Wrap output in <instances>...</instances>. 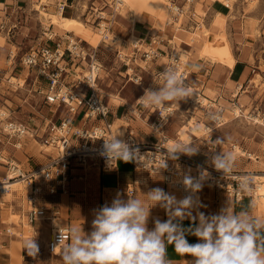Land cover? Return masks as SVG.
<instances>
[{
    "label": "crops",
    "instance_id": "0c3cea01",
    "mask_svg": "<svg viewBox=\"0 0 264 264\" xmlns=\"http://www.w3.org/2000/svg\"><path fill=\"white\" fill-rule=\"evenodd\" d=\"M7 1H15L18 3L24 0ZM78 1L67 0L68 7L65 8L67 14H69L66 15L67 22L63 26L58 25L65 31L74 32L75 35L80 36L87 41H92V39L97 37V35L95 36L97 30L83 24L79 19L82 17L86 20L90 19L92 22L97 23L98 18L95 17V14H92L94 13V9L90 11V16H85V9L82 7V4L80 5L81 1ZM102 1L105 3L102 5L101 9L93 5L91 8L110 10L111 7H113L109 5L106 0H92V3L95 5L98 2L102 3ZM175 2L181 5L185 4L187 6L186 9H188L187 11L184 10L179 21L180 24L176 22L170 24L172 22V11H175V9L170 7L168 3L165 4L162 10L163 17H168L165 25L161 22V16L158 14L159 12L150 5H147V8L144 9L146 14L137 21L133 20L130 13H120L119 20L117 18V12L111 13V15L108 16V19H111L112 31L114 32L113 27L116 25L114 23H118L122 28L121 34L124 33V30H128V37L131 33L139 36L141 39V45L144 47L151 43L153 39H157L160 41L159 46L161 49L164 52H168L171 47L179 50L180 44H177L176 47L175 43L172 42V39H175L176 35L186 37L192 32H197L199 31L200 24L203 22L205 27L209 28L207 43L203 50L205 54L204 56L199 54L198 49L186 40H183L181 43V45L189 52L188 54L185 50H180L188 61V68L190 70L189 82L200 88L208 100L216 99L217 104L223 105L227 110L231 105V99L233 98V92L236 85L238 83H244L243 91L240 93L239 97L240 102L245 105L246 110H255L256 108L261 107L264 103V68H262L264 65V55L260 50V41H264V17H261V11L256 10V8L246 11L245 6L242 8L237 5L234 8H231L220 0H192V2H186V0H173V6L176 8L178 5ZM199 4H201L203 13L198 11ZM251 13L255 16L258 15L257 19L260 21L256 25L260 30V34L257 35L254 40L249 38L252 26L249 24L247 18H256L253 15L250 16ZM218 14L228 15L226 25L227 33L230 38L228 39L229 47H227L228 43L225 41L226 39L224 37L225 22L223 23L224 27L221 29H218L213 25L215 24L214 20ZM75 23H80L85 28L83 30L74 31L72 30V27ZM156 24L161 27L157 28ZM211 39L215 43L214 45H212ZM161 40L163 41L161 42ZM249 43L253 44L254 47ZM156 63L155 71L157 72L168 62H166L165 59H162L158 60ZM254 66L259 68V72L256 74L251 72ZM253 81H255L256 84H254ZM105 96L106 95H104V97ZM106 103L112 109V114H110L109 118L113 121L115 135L122 133V136H119L118 139H123L131 130L134 131L136 140L139 142L156 143L160 141L161 136L163 135L166 136L167 140L168 137H173L175 139L178 138V128L180 127V124H178L179 126L176 124L170 126L169 123L174 121L171 120V117L166 121L162 120L160 126H154L153 128V123H156L158 118L154 115L157 108H145L140 105L139 100L137 103H131L126 98L125 101L117 102L111 96L109 103L107 101ZM132 104H135L137 109H135ZM192 107H188L189 111L187 117L195 115L198 120L205 118L204 115H200L199 112H197L196 109H192ZM196 108L198 109V106ZM204 109H202V111H208L209 113L217 110V108L207 107ZM2 110L7 111L6 109ZM57 112L58 110L50 116L43 115L39 124L42 126L46 120H60L66 113V108L62 107L60 113L57 114ZM206 121L203 123L205 124ZM93 122L95 123L97 121L94 120ZM116 125H119L122 130H116ZM163 127H166L165 130H163ZM261 129L262 131H260V133L256 132L249 136L248 140L241 141L243 148L251 152L253 158L250 159L237 154L234 162L236 168L240 170L264 169V126ZM163 131H166L167 134ZM208 138L209 134L202 138L193 139V141L192 139L181 140L176 144H187L189 142L199 144V150L197 154L193 155V157L197 160L198 156L203 157L206 160L205 163L210 164L211 159L207 156V153L210 151H208L205 144H200L198 141L200 140L201 142L206 143ZM28 140L31 141L28 143V147H22L19 149L14 146L12 141L8 143H0V151L6 157L12 156L18 159L25 166L28 160L25 161L24 159H29L31 163H29L28 168L38 167L46 163L49 158L54 155L52 153H48V155L47 151L44 150L45 146L36 139L34 140L40 145L39 147L36 146V143H32L31 139ZM219 145L224 146V144ZM29 149L30 152L27 151ZM32 164L34 165L33 167H31ZM180 166L185 171H188V168H192L183 164ZM0 171L3 172V174H0V177H3L6 174L4 163H0ZM141 177L142 174L140 175L139 172L135 170L133 161L127 163L117 161L113 165H108L102 160L91 158L86 165H73L69 171V190L67 192L58 194L45 192L37 195L36 206L38 213L35 221L32 222L35 230L31 233L27 232L24 223L25 220L28 221L27 215L28 209L30 208L27 200L25 203L27 193H25V196L23 195L24 185H17L12 191L14 193L13 195H2L0 193L1 197H3H0V199L3 200L2 204L0 203V209L13 208V210L16 213H19L22 217L20 221L9 225V228L12 231L15 229L13 233L8 234L6 232L8 227H6L5 232L0 230V264H25L23 258L25 242L32 238H34L35 242L38 244V253L41 256L37 261V264H63L61 252L53 254L46 250V244L53 229L52 220L47 219V215L50 214L51 210L54 207H59L61 212L57 217H63L62 224H69L71 227H79L82 225L83 230L88 233L91 231L95 210L103 206L105 203L110 204L117 193L121 194L122 197L126 199L128 197V188L130 184H134L137 187L134 196L142 200L146 199L143 193H146L151 188L160 187L166 192H169L166 190L165 183L161 177H159L160 179H154L151 184L149 183V179L147 183L139 182ZM135 180H137V184L134 183ZM49 195H57L59 198L50 200L47 198ZM200 196L202 197L200 202L204 207H201L199 211H203L205 214H215L227 204L237 212L247 210L253 217L264 220V202L257 197L253 198L247 196L241 202H234L223 192L208 183H203L200 190ZM52 218H55V216ZM154 218L166 220L167 216L163 209L159 207L153 208L151 210V217L148 224L149 228L153 227L152 220ZM183 223L185 226H188L190 221L185 220ZM188 240L190 243L197 242L196 237L194 236H188ZM168 258L172 260L174 264H188L192 259L191 257L177 254L171 245L168 246Z\"/></svg>",
    "mask_w": 264,
    "mask_h": 264
},
{
    "label": "built area",
    "instance_id": "2783aa9c",
    "mask_svg": "<svg viewBox=\"0 0 264 264\" xmlns=\"http://www.w3.org/2000/svg\"><path fill=\"white\" fill-rule=\"evenodd\" d=\"M186 2H192V0H186ZM177 5L184 12L186 5ZM66 6V1L61 2L59 9L64 11ZM92 9H94V14L98 18L97 27L102 33V42L109 45L107 39L112 30L111 19H108L105 11ZM180 13L173 15L174 23L179 19ZM170 24L173 23L171 22ZM45 35L48 39L54 40V43L52 45L47 43L40 44L31 48L22 57V62L25 67L35 73L36 82L45 83V90H42L45 101L55 105L57 110L60 107H65L66 113L60 120H46L40 128L32 131L28 124L18 121L11 113L5 115L2 113V109L0 110V143L12 141L14 146L19 149L23 138L28 136L31 130V137H34L39 142L41 141L43 144H51L57 152L46 163L38 167L27 168L18 159L12 156L6 157L0 151V163H4L6 167L4 178L7 180L21 179L28 187L27 202L30 208L28 209L27 219L31 223L35 221L38 213L36 206L37 195L45 192L50 194L67 192L69 190V171L73 165H86L91 158L102 160L109 165L108 161L100 154L104 144L103 138L111 139L116 136L113 130V121L109 118L110 114H112V109L106 103L105 97L100 91L99 80L103 70V63L99 60L97 49L82 45L80 39L73 38L71 35L55 39L57 34L50 29L45 32ZM159 42L157 39H153L145 47L143 45V47L133 45L131 51L127 53L118 48V58L126 64L131 61L137 62L138 59H141L145 64L138 63V66L143 70H147L152 68L158 60H162L165 55H168L170 59L166 65L174 66L194 92L196 86L189 82L190 70L188 61H183L174 47H171L168 52H164L159 46ZM164 67L156 72V77H159L158 73L163 72ZM79 68L82 70L80 71ZM131 68L132 71L128 70L130 75L135 71V67ZM251 72L256 74L259 72V68L254 66ZM135 75L137 77L136 82L142 83V74L134 73ZM253 83L256 84L255 81ZM243 88L244 83H238L234 89L230 105V112L233 114V118H250L248 116L257 115L264 119V111L260 107L246 112L245 105L239 99ZM201 93L205 96L202 91ZM188 100L191 104L193 103L192 97L188 98ZM198 105L200 107L217 108L215 112L209 114V120L205 123L209 130L208 139L211 140L206 145L208 151H210L207 153L210 159L212 155L221 151L231 153L234 157V162L237 154L250 159L253 158L248 150L244 148L237 150L238 145L235 143H232L229 149L224 150L223 145L220 146L212 140V132L230 121L226 115L228 111L226 107L217 104L216 99H209L207 104L204 105L200 102ZM159 114L163 116L162 109H159ZM94 120L97 122L94 123ZM158 123H160V120ZM122 140L131 147L139 149L140 160L133 161V164L140 175L144 174L148 178L161 177L167 191L171 189L177 190L183 197L189 195V192L185 190L182 184L184 176L190 175L194 178H199L200 172L207 169L210 175L205 178L203 183L212 185L234 202H241L247 196L255 198L257 192L264 188V169L240 170L233 165L232 172L224 176L221 172L216 171L211 166V163H202L193 156L184 154H179L177 159H166L167 166L163 168L164 156H167V148L163 144L166 141L164 135L156 143L139 142L136 140L134 131L131 130L125 139ZM182 164L188 165L194 170L185 171L180 166ZM244 177L248 178L247 190L239 187L241 178ZM134 183L137 184V180ZM0 189L7 191L10 188L8 184H4ZM136 191L137 187L134 184H130L128 195L134 196ZM199 195L200 191L196 196L198 197ZM60 212L59 207H54L50 214L47 215V219L52 220V217L59 216ZM60 228L62 234L67 238L69 235L68 230L71 226L62 224L56 229H52V234L46 244V250L50 253L61 252V247L67 242V240L62 241L61 245L54 250V246L58 244ZM7 233L11 234L13 231L8 227ZM23 258L25 264H37L41 256L39 253L35 257L29 256L25 249Z\"/></svg>",
    "mask_w": 264,
    "mask_h": 264
},
{
    "label": "clouds",
    "instance_id": "9594fccd",
    "mask_svg": "<svg viewBox=\"0 0 264 264\" xmlns=\"http://www.w3.org/2000/svg\"><path fill=\"white\" fill-rule=\"evenodd\" d=\"M158 76L163 84L157 89L146 88L138 100L145 108H166L170 103L179 104L191 98L193 91L174 66L165 65ZM162 120L167 117L161 116ZM122 133L104 139L101 155L110 165L117 161L125 163L140 160L139 149L118 139ZM215 143L223 144L218 138ZM199 144L189 142L176 144L167 149L166 159H177L179 154H197ZM211 166L224 176L232 172L234 157L220 152L212 155ZM208 176L206 170L199 178L184 176L182 184L189 192L182 199L163 188L155 187L143 193L146 199L135 196L125 199L117 193L111 203L95 210L91 231L86 233L82 225L71 227L66 238L60 228L58 244L61 247L63 264H174L168 258V246L181 256L192 259L188 264H264V220L253 217L247 210L235 211L223 206L215 214L199 211L204 205L196 194ZM239 187L248 189V178H241ZM159 207L165 211L166 220L154 218L149 228L151 210ZM189 220L188 226L184 221ZM188 236L196 237L190 243ZM29 256L35 257L38 244L32 238L25 242Z\"/></svg>",
    "mask_w": 264,
    "mask_h": 264
},
{
    "label": "rangeland",
    "instance_id": "374dc122",
    "mask_svg": "<svg viewBox=\"0 0 264 264\" xmlns=\"http://www.w3.org/2000/svg\"><path fill=\"white\" fill-rule=\"evenodd\" d=\"M65 1L67 2V0H24L17 3L15 1L8 2L7 0H0V110L6 109L9 113H11V115L15 119L28 124L32 131L35 130L36 128L41 127L39 122L43 118V115L44 116L52 115L57 110V107L45 101L44 93L42 92V90H45V83L44 82L41 83L40 81L36 82L35 73L32 70L30 71L27 67H25V65L22 62V57L25 55L26 52H28L29 50H31V48L37 45L46 44V43L52 45L54 43V40L48 39L45 35V32L49 29L52 30L53 33L56 34L58 33L55 36V39H59L60 37H66L67 35H71L76 39H80L82 45L87 47L91 46L97 49L99 60L103 63V70L101 71L99 86L101 88V92L104 95H106L105 98L108 103L110 101V96L113 99H115V101L117 102L125 101L126 98L131 103L134 102L137 103L138 99L144 95V90L146 88L157 89L159 85L163 84V80L160 79L159 77H156L155 68L157 63H155L152 66V68L143 70L138 66V63H141L143 65L145 64L141 59H138L137 62L131 61L129 64H126L125 62L121 61L118 58L117 55L118 48L121 49L124 53H127L131 51L132 46L135 45V43L137 42L136 39L132 37L133 35L132 33L128 37V32H129L128 30H124V33L121 34L122 28L121 25L118 23H114L116 25L113 27L114 32L117 33L118 36L114 37V39L108 37L107 43L109 45H106L105 42H102L103 40L102 33H100V29L97 27V23L92 22L90 19L86 20L80 17L79 20L83 24L88 25L91 28L97 30L95 32V36L97 35V37L92 39V41H87L82 37L75 35L74 32H69L61 29L58 23H54L50 28H48L47 26L50 25V21H46L44 19L43 15L40 14V10L43 9L47 12L56 14L61 10V9L59 10V4ZM79 1H81L80 5L82 4V7L85 9V16H90L89 14L92 9L91 6L92 5L94 6L92 0H79ZM220 1L226 5L227 2L226 0H220ZM106 2L109 3V5L113 6L111 7L110 10L103 9V11L104 10L106 11L105 13L107 14V17L110 16L111 13L117 12V16H118L117 18L119 20V16L123 13H121L120 9L116 6V0H108V1L106 0ZM229 2H231L230 3L231 8H234L236 5L238 7L241 6L242 8L245 6L246 11H250L256 8V10L261 11V17H264V0H231ZM104 3L105 2L103 1L102 3L98 2L97 4H95V7L101 9ZM165 4H167V1L164 0L139 1V5L141 6V8L144 7L143 9L147 8L146 7L147 5H150L151 7L156 9V11L159 12L158 13L159 16H161V22L162 24L164 23V25L167 23L168 20V17L167 16L163 17L162 14L163 12L162 10ZM172 4H173V0H172ZM67 7L68 6H66V8ZM186 8L187 6H185V10ZM174 9L175 11L172 12H176L177 8H175V6ZM198 11L203 13L201 4L198 5ZM64 14L69 15L67 14L66 10H64ZM223 15H224L223 17L225 18L224 37L226 39L225 41L228 43L227 47H229L228 39L230 38L227 33V25H226L228 15L225 14ZM251 15L253 14L251 13L250 16ZM253 16L256 18L253 17L247 18L246 16L249 24L252 26L251 34H249V38L252 40H254L257 37V35L260 34V30L256 27V25L260 22L257 19L258 15L256 16L253 15ZM216 18H219V14L216 16ZM214 21L215 24L213 25H215L216 28L221 29L224 27L223 25L222 26L217 25L216 20ZM63 25L65 24H62V26ZM156 27L160 28L161 26L156 24ZM206 30L208 37L209 28L206 27ZM199 31L201 30L199 29ZM140 40L141 39L139 38V44H141ZM211 43L212 45L215 44L213 41ZM250 45L254 47L253 44ZM260 45H261L260 50L264 55V41H260ZM180 50L181 51L185 50V48L181 44L179 45V51ZM164 59L166 62H169L168 56H165ZM131 67H135L134 73L142 74L143 76L142 83L136 82L137 77L136 75L134 76V73H132V75L128 73L129 69H130L129 71H132ZM262 68H264V65ZM79 70L81 71L82 69L79 68ZM12 75H15L23 79L24 85L21 86V82L19 84L17 83L16 85L13 84L11 81H9ZM140 105L143 107L141 102ZM179 105L181 107L180 111L176 112L171 117V120L174 121L172 123L171 122L169 123L170 126L175 124L179 126L178 124H180V127L178 128L179 131L178 140L181 141V140L192 139L193 141V139L202 138L208 135L209 134L208 129L206 127V124H204L203 122L209 120V114L211 112L209 113L208 111H202V109H204L205 107H200L194 101L191 104L188 98L185 100H181L179 102ZM132 106L135 107V109H137L135 104H132ZM197 106L198 109L196 108ZM188 107H192V109H196V111L199 112L200 115L202 116L204 115L205 118L202 119L203 121L197 119L196 121H198V124L197 122L190 124L187 117L189 111ZM260 108L262 111H264V103L261 105ZM61 110L62 107L58 109L57 114L60 113ZM248 111L249 110L247 109L246 112ZM154 115L158 117V118L156 117L157 118L156 122H158L161 119V116L159 114V109H157L154 112ZM227 116L229 117L230 121L226 123L224 126L219 127L212 132L213 134L212 140L216 141L218 138L225 140L223 143L224 150L229 149L232 143L238 145L237 150H242L243 145L241 141L248 140L249 136L253 135L256 132L260 133V131H262L261 128L264 126V124L262 123H257L253 117H251V119L245 117H240L237 119L233 118V114L230 112V107L228 108ZM115 128L116 130L119 131L122 130L119 125H116ZM165 128L166 127H163V130H165ZM28 139H31L32 143H36V146L38 147L40 146L36 142V140H34V137H31L29 134L28 136H25L23 138V145H24L23 147H28V143L31 142ZM198 141L200 144H205L206 146L207 144L210 143L211 140L208 139L206 143L201 142L200 140ZM46 146L47 145H45L44 150H46L47 148ZM27 151L30 152V149ZM46 151L47 154L52 153L55 155L57 153L55 148H51V149L48 148V150ZM24 160L25 161L28 160V162L26 163V166L28 168L29 163H31V161L27 158H25ZM198 161L205 163L206 160L203 157L198 156ZM33 166L34 165L32 164L31 167ZM187 170L193 171L194 169L188 168ZM0 174H3V172L0 171ZM2 178L5 179L4 176ZM154 179H160V178L159 176H157L156 178L149 177V183L151 184ZM47 198L50 200H55L59 197L57 195H49L47 196ZM26 200H27V194L25 197V203ZM2 221L3 218L1 217V209H0V230H3L5 232L6 227H9V224L3 223ZM14 230L15 229H13V231Z\"/></svg>",
    "mask_w": 264,
    "mask_h": 264
},
{
    "label": "bare ground",
    "instance_id": "6f19581e",
    "mask_svg": "<svg viewBox=\"0 0 264 264\" xmlns=\"http://www.w3.org/2000/svg\"><path fill=\"white\" fill-rule=\"evenodd\" d=\"M139 1L140 0H116V6L120 9L121 13L123 14H127V13H130L131 17L133 18L134 21H137V20H140L144 14H146V12L144 11L143 8H141V6L139 5ZM164 1H167V3L170 5V7H172L174 9V6L172 4V0H164ZM226 5L230 7V3L229 1L231 0H226ZM171 8V9H172ZM176 12H173L172 13V17H171V20H172V23H173V20H174V17L173 15L175 14H179V19L176 21V23H179L181 17H182V13H184L183 11H181V9L179 7H176ZM60 10V9H59ZM40 14L43 15L44 19L46 21H50V25L47 26L48 28H50L54 23H58L59 25H62V24H65L67 22V16L63 13V10H60L58 13H50V12H47L45 10H40ZM224 15L223 14H219V18H216V24L217 25H220L222 26L223 23L225 22V18L223 17ZM45 21V22H46ZM47 23V22H46ZM180 24V23H179ZM177 24V25H179ZM164 25V23H163ZM177 27V26H176ZM85 27L80 24V23H75L72 27V30L74 31H77V30H83ZM179 28V26H178ZM189 29V28H188ZM199 29L201 31H197V32H192L190 33L189 35H187L186 37H181L180 35H176L175 39H172V42L175 43L176 47H177V44H181L183 40H186L187 42H189L191 45H193L195 48L198 49L199 51V54L201 55H205L203 50L206 46V43H207V30H206V27L203 23L200 24V27ZM133 30V29H132ZM177 32V31H176ZM101 33V32H100ZM58 34V33H57ZM118 36L117 33L113 32L112 30L110 31V34H109V37L114 39V37ZM73 37V36H72ZM103 37V36H102ZM132 37H134L136 39V43L135 45L137 46H141V44H139V36L133 34ZM74 38V37H73ZM176 49V48H175ZM177 54L179 56L182 57L183 61H187V59L184 57L183 53L179 50H177ZM185 51L189 54V52L186 50L185 48ZM165 56H168V55H165ZM165 56L163 57V59L165 58ZM169 57V56H168ZM170 59V57H169ZM9 81H11L13 84H16L17 83L19 84L21 82V86L24 85V81L23 79L15 76V75H12L11 78L9 79ZM193 96H192V99L194 102H196L197 104L198 103H202V104H207L209 102L208 98L205 97L201 91H200V88L198 87H195L194 88V92H193ZM181 107L179 104H176V103H171L169 104L166 108H162V113H163V116L164 117H167V120L170 119V117H172L176 112L180 111ZM238 110V109H237ZM2 113L7 115L9 114V112L5 111V110H2ZM193 113V112H192ZM250 118L253 117L255 119V121L257 123H262L264 124V119L260 118L259 116L255 115V116H249ZM197 120V117L195 115H192L190 117H188V121L191 123H195L197 122L198 124V121ZM162 123V119H160V123L156 122V123H153L155 127L157 126H160V124ZM199 126V125H198ZM204 128V127H203ZM206 129V128H205ZM200 130V129H199ZM157 131V130H156ZM209 131V130H208ZM30 135L32 134V131L30 130L29 131ZM207 133V132H206ZM126 137V136H125ZM125 137L123 139H125ZM166 141L163 143L164 146L167 148V149H170L174 146V144L178 143L179 140L178 138L175 139L173 137H168V140L166 138V136H164ZM168 141V142H167ZM42 145H47L46 147V150H48V148H54V146H52L51 144H43ZM23 147V142H21L20 144V148ZM253 155V154H252ZM255 157V156H254ZM110 165V164H109ZM207 173H208V176L210 175V172L208 171V169L206 170ZM207 176V177H208ZM146 177V178H145ZM148 177L144 174H142V177L140 178V181L139 182H142V183H147L148 182ZM4 184H8L9 185V190L7 191H3L2 189H0V193L2 195H13L14 193L12 192L14 190V188L17 186V185H24L23 188H24V196H25V193H27V185L25 184V182L21 179H15V180H7V179H3L2 177H0V188L2 187V185ZM16 191V190H15ZM12 192V193H11ZM169 193L175 195L177 197V199H182L184 198L177 190H173L171 189L169 191ZM22 196V197H24ZM256 197L259 198V199H262L263 202H264V188H261L257 194H256ZM198 199L199 201L202 200V197L199 195L198 196ZM23 200V198H22ZM3 200L0 199V203L2 204ZM2 209V208H1ZM1 217L3 218V222L4 223H8L9 225L14 223V222H18L21 220V215L19 213H16L13 208H10V209H2L1 210ZM48 217V216H47ZM62 218L63 217H55L52 219V225H53V229H56L57 227L61 226L62 225ZM20 223V222H19ZM25 223V227H26V230L27 232L31 233L32 231H34V225L25 220L24 221ZM60 253V251L58 252Z\"/></svg>",
    "mask_w": 264,
    "mask_h": 264
}]
</instances>
